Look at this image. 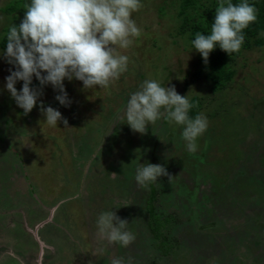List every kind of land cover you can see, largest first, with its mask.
Returning <instances> with one entry per match:
<instances>
[{"label":"rangeland","instance_id":"obj_1","mask_svg":"<svg viewBox=\"0 0 264 264\" xmlns=\"http://www.w3.org/2000/svg\"><path fill=\"white\" fill-rule=\"evenodd\" d=\"M15 1L0 0V42L24 18L23 4L6 12ZM182 1L140 0L131 19L141 34L118 49L129 58L127 71L107 88L65 79L68 107L34 76L31 87L43 94L25 115L6 88L16 69L0 47V264H264V46L241 50L234 77L212 94L184 18L193 25L215 4L195 0L180 16ZM146 79L198 99L208 128L195 154L183 126L162 118L140 134L126 123L127 100ZM41 102L68 128L48 126ZM145 163L163 165L171 183L161 176L139 186L136 170ZM152 187L165 224L159 240L149 227ZM108 211L129 222L135 240L128 247L98 234V216Z\"/></svg>","mask_w":264,"mask_h":264},{"label":"clouds","instance_id":"obj_2","mask_svg":"<svg viewBox=\"0 0 264 264\" xmlns=\"http://www.w3.org/2000/svg\"><path fill=\"white\" fill-rule=\"evenodd\" d=\"M142 6L140 0H30L26 3L23 20L7 31L4 53L7 62L16 69H9L6 88L24 114L36 107L43 94L42 87H31L34 76L41 86L50 84L59 93L55 99L65 107L71 104L65 79L82 81L84 89L107 88L118 80L127 71L129 60L118 49H127L133 43L132 38L141 34L131 15ZM256 20L257 9L248 0L239 3L218 0L210 33L197 32L191 43L206 64L217 46L232 56L242 48L244 30ZM17 81H23L19 91ZM193 107L188 95H180L174 85L163 87L154 79H146L130 94L124 119L133 132L140 134H146L148 126L162 118L183 126L181 138L187 151L195 154L197 139L207 131L208 120L203 114L191 118L189 110ZM40 111L48 126L56 127L62 121L68 128V120L60 111L45 107L43 102ZM161 176H167L171 183L173 176L163 165L145 163L137 168L135 180L139 186L147 187ZM128 223L114 211L103 212L97 219L98 234L109 243L126 248L135 240L134 234L126 230ZM111 264L125 262L123 258H114Z\"/></svg>","mask_w":264,"mask_h":264},{"label":"trees","instance_id":"obj_3","mask_svg":"<svg viewBox=\"0 0 264 264\" xmlns=\"http://www.w3.org/2000/svg\"><path fill=\"white\" fill-rule=\"evenodd\" d=\"M30 0H16L13 2L8 8H6V12H13L14 10H18V5L29 3ZM195 0H183L180 4L177 5V10L179 11L178 15L185 16L188 12L190 6L195 4ZM240 0H233V3H239ZM250 4H254L257 9V20L250 24L247 29L244 30L243 34L245 36V41L242 45L241 50H249L252 48H261L264 46V0H248ZM215 4L211 9H204L202 13H198L196 16L195 21L192 19L190 24V18H184L185 23L184 25L187 28H194V35L197 32H201L204 35H208L211 30V24L214 23L215 20V9L218 6V0H212L211 4ZM177 4L174 2L173 5ZM161 10V9H160ZM5 11V9H4ZM20 22H17L16 25H19ZM9 29V28H8ZM6 30V34L7 31ZM6 34L4 38L0 42V47L2 49H6L7 40ZM233 53L230 56L225 51L221 50L219 46H217L209 55L207 64L204 62L203 57L201 56V60L203 62V78L207 82L210 83L211 93L214 94L219 90L225 88V86L232 80L234 77V71L232 68V63L234 59H236L240 52ZM232 61V62H231ZM231 62V63H230ZM200 70V71H201ZM196 97L192 98L191 103H196ZM199 113V106H194L192 109L189 110V116L191 118H195V116ZM155 189L152 187L149 205H148V213L150 216V231L154 237V239L159 240L163 234L161 228L165 225L163 222H160L158 216L155 214L153 203L155 201Z\"/></svg>","mask_w":264,"mask_h":264},{"label":"water","instance_id":"obj_4","mask_svg":"<svg viewBox=\"0 0 264 264\" xmlns=\"http://www.w3.org/2000/svg\"><path fill=\"white\" fill-rule=\"evenodd\" d=\"M36 230H38V228H37ZM41 246H42V245H41Z\"/></svg>","mask_w":264,"mask_h":264},{"label":"flooded vegetation","instance_id":"obj_5","mask_svg":"<svg viewBox=\"0 0 264 264\" xmlns=\"http://www.w3.org/2000/svg\"><path fill=\"white\" fill-rule=\"evenodd\" d=\"M46 224V223H45Z\"/></svg>","mask_w":264,"mask_h":264}]
</instances>
